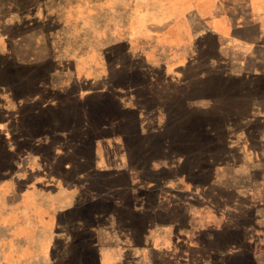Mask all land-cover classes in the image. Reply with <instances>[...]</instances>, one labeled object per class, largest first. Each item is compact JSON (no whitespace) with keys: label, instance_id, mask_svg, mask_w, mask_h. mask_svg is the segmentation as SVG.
<instances>
[{"label":"rangeland","instance_id":"374dc122","mask_svg":"<svg viewBox=\"0 0 264 264\" xmlns=\"http://www.w3.org/2000/svg\"><path fill=\"white\" fill-rule=\"evenodd\" d=\"M0 264H264V0H0Z\"/></svg>","mask_w":264,"mask_h":264},{"label":"crops","instance_id":"0c3cea01","mask_svg":"<svg viewBox=\"0 0 264 264\" xmlns=\"http://www.w3.org/2000/svg\"><path fill=\"white\" fill-rule=\"evenodd\" d=\"M232 32H234V34H237L238 30L233 28Z\"/></svg>","mask_w":264,"mask_h":264}]
</instances>
